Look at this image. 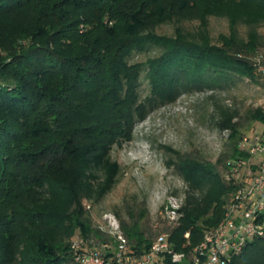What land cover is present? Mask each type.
Segmentation results:
<instances>
[{"label":"trees","instance_id":"trees-1","mask_svg":"<svg viewBox=\"0 0 264 264\" xmlns=\"http://www.w3.org/2000/svg\"><path fill=\"white\" fill-rule=\"evenodd\" d=\"M212 17L230 27L217 43ZM166 24L174 25L171 35L157 31ZM259 26L264 0H0V264H78L80 253L104 245L111 258L116 238L95 226L90 210L122 174L113 146L148 111L183 94L235 79L264 87ZM249 117L264 123V108ZM236 118V111L221 112L217 124L230 131V153L216 162L169 148L186 186L176 224L162 218L160 228L146 226L145 200L116 213L137 257L168 233L173 249L191 260L226 218L244 185L235 168L251 157ZM76 239L85 242L81 250L73 248ZM229 264H264V235Z\"/></svg>","mask_w":264,"mask_h":264},{"label":"rangeland","instance_id":"rangeland-1","mask_svg":"<svg viewBox=\"0 0 264 264\" xmlns=\"http://www.w3.org/2000/svg\"><path fill=\"white\" fill-rule=\"evenodd\" d=\"M185 27L194 30L197 22H186ZM209 28L216 43L221 34L230 33L225 18H210ZM173 30V24H166L157 31L171 35ZM237 30L240 38H247V26L240 24ZM257 31L264 44V26ZM151 54L137 56L135 60H146ZM148 92L143 75L141 95ZM258 107H264V87L248 79H235L222 88L183 94L148 111L143 120L134 123L130 138L112 148L111 157L122 167V174L99 204H91L95 226L108 230L112 217L119 222L116 213L125 216L128 207L145 200L149 210L145 225L152 230L160 228L164 224V210L171 203H181L186 189L173 165L176 156L170 149L210 162L229 154L230 131L221 130L217 124L221 112L227 109L237 112L235 121L240 123L243 136L250 141L259 135L264 143V123L253 122L249 117ZM263 159L262 154L252 158L254 162Z\"/></svg>","mask_w":264,"mask_h":264},{"label":"built area","instance_id":"built-area-1","mask_svg":"<svg viewBox=\"0 0 264 264\" xmlns=\"http://www.w3.org/2000/svg\"><path fill=\"white\" fill-rule=\"evenodd\" d=\"M259 71L264 73V66L259 67ZM241 147L251 156L239 161L235 168L244 185L237 192L226 218L206 233L203 242L194 250L191 260H188L185 252L173 249L168 233L160 234L146 255L137 257L119 222L112 217L108 232L116 238V252L106 259L102 253L105 245L86 250L78 255V264H229L231 257L239 254L250 239L264 235V159L255 162L252 160L259 154L264 156V143L259 135H255L250 141L248 137H244ZM180 206L181 203H171L164 210L162 218L172 225L176 224ZM84 243L82 239H76L73 248L81 250Z\"/></svg>","mask_w":264,"mask_h":264}]
</instances>
